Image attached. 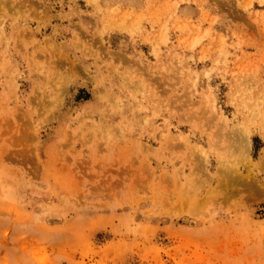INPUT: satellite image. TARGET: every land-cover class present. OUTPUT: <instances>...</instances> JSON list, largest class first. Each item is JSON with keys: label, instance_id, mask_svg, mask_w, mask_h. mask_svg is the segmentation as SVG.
<instances>
[{"label": "rangeland", "instance_id": "374dc122", "mask_svg": "<svg viewBox=\"0 0 264 264\" xmlns=\"http://www.w3.org/2000/svg\"><path fill=\"white\" fill-rule=\"evenodd\" d=\"M263 161L264 0H0V264H264Z\"/></svg>", "mask_w": 264, "mask_h": 264}, {"label": "bare ground", "instance_id": "6f19581e", "mask_svg": "<svg viewBox=\"0 0 264 264\" xmlns=\"http://www.w3.org/2000/svg\"><path fill=\"white\" fill-rule=\"evenodd\" d=\"M232 133H233V132H232ZM216 134H217V133H216ZM235 134H236V133H235ZM243 135H244V134H243ZM212 137H213V136H212ZM237 138H238V137H237ZM230 141H231V139H230ZM247 142H248V141H247ZM241 144H242V143H241ZM195 146H196V145H195ZM192 148H193V147H192ZM196 148H197V146H196ZM198 148H199V147H198ZM198 148H197V150H198ZM194 149H195V148H194ZM201 149H203V148L201 147ZM192 150H193V149H192ZM197 150H196V151H197ZM243 150H244V149H243ZM199 151H201V150H199ZM202 151H203V150H202ZM241 151H242V150H241ZM203 152H204V151H203ZM244 152H245V151H244ZM204 153H205V152H204ZM195 154H196V153H195ZM195 154H194V155H195ZM196 155H197V154H196ZM196 155H195V156H196ZM244 155H245V154H244ZM246 155H247V154H246ZM246 155L244 156L245 158H246ZM204 156H205V155H204ZM240 156H241V155H240ZM198 157H199V156H198ZM198 157H197V158H198ZM247 158H248V157H247ZM262 158H263V157H262ZM199 160H200V159H199ZM246 160H247V159H246ZM201 161H202V159H201ZM201 161H199V163H200ZM199 163H198V164H199ZM263 163H264V161H263ZM221 172H222V171H221Z\"/></svg>", "mask_w": 264, "mask_h": 264}]
</instances>
